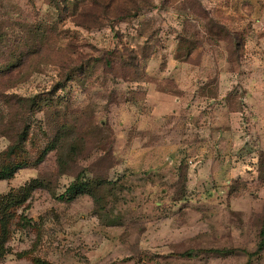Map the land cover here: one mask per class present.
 Returning a JSON list of instances; mask_svg holds the SVG:
<instances>
[{
	"label": "rangeland",
	"instance_id": "obj_1",
	"mask_svg": "<svg viewBox=\"0 0 264 264\" xmlns=\"http://www.w3.org/2000/svg\"><path fill=\"white\" fill-rule=\"evenodd\" d=\"M17 163L0 264H264V0H0Z\"/></svg>",
	"mask_w": 264,
	"mask_h": 264
},
{
	"label": "trees",
	"instance_id": "obj_2",
	"mask_svg": "<svg viewBox=\"0 0 264 264\" xmlns=\"http://www.w3.org/2000/svg\"><path fill=\"white\" fill-rule=\"evenodd\" d=\"M25 136L22 138V140L25 139ZM15 145L16 144H13L12 146L8 147L6 152L9 156L16 153ZM55 147H56V144L54 143L48 144L43 149L41 156H39L35 162L40 163L44 159V156L46 155V153L49 150L54 149ZM65 162H66L65 159H63L62 157H59V166L62 167L63 165H65ZM22 166H23V163H17L15 165H11V164L4 165L3 167L0 168V179H6V178L11 177L15 173V171L21 168ZM98 183L101 184V181H99ZM92 192H93V181L83 178L82 175H80L79 173L75 176L74 180L69 183V185L65 188V190L58 196V198L71 200L77 197L79 194H83V193L91 194ZM209 251L223 253V252H226L227 250L223 248V249H211ZM262 251H264V223L261 226L260 231H259V241H258L257 247L253 252H249L248 255L254 256ZM180 255L190 257L192 255L191 250L182 252ZM37 264H50V263L45 262V261H37Z\"/></svg>",
	"mask_w": 264,
	"mask_h": 264
}]
</instances>
